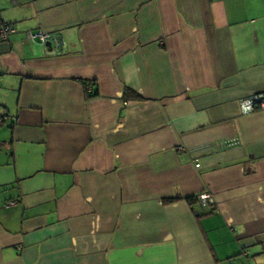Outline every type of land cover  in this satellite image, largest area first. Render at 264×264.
I'll use <instances>...</instances> for the list:
<instances>
[{
	"label": "crops",
	"instance_id": "crops-1",
	"mask_svg": "<svg viewBox=\"0 0 264 264\" xmlns=\"http://www.w3.org/2000/svg\"><path fill=\"white\" fill-rule=\"evenodd\" d=\"M0 18V264H264V110L240 107L264 92V0H0Z\"/></svg>",
	"mask_w": 264,
	"mask_h": 264
},
{
	"label": "built area",
	"instance_id": "built-area-1",
	"mask_svg": "<svg viewBox=\"0 0 264 264\" xmlns=\"http://www.w3.org/2000/svg\"><path fill=\"white\" fill-rule=\"evenodd\" d=\"M16 31V28L7 24L0 18V44L9 41V37ZM26 39L29 42L39 43L47 48V53L58 55L63 53L66 43L59 32H45L42 30H27ZM50 43L47 47L46 43ZM95 82L90 80L85 84V92L87 95H93V88ZM240 107L243 113L252 112L255 110H264V92L256 93L249 97L240 100ZM3 122V117L0 115V124ZM199 166L198 163L195 164ZM197 201L202 206L214 203V199L208 193H201L197 195ZM12 204V202L10 203ZM247 253V252H246ZM245 253V254H246Z\"/></svg>",
	"mask_w": 264,
	"mask_h": 264
},
{
	"label": "trees",
	"instance_id": "trees-1",
	"mask_svg": "<svg viewBox=\"0 0 264 264\" xmlns=\"http://www.w3.org/2000/svg\"><path fill=\"white\" fill-rule=\"evenodd\" d=\"M87 83V81L85 82V84ZM123 96H124V99H127V100H131V99H134V100H140L141 99V97L137 94V93H135L133 90H131V89H128V88H126L125 90H124V94H123ZM3 121H4V119H3ZM3 123V122H2ZM2 123L0 124V126L2 125ZM194 197H189L188 198V201L189 202H193L194 201Z\"/></svg>",
	"mask_w": 264,
	"mask_h": 264
},
{
	"label": "water",
	"instance_id": "water-1",
	"mask_svg": "<svg viewBox=\"0 0 264 264\" xmlns=\"http://www.w3.org/2000/svg\"><path fill=\"white\" fill-rule=\"evenodd\" d=\"M46 46H47V47H49V46H50V43H49V42H48V43H46Z\"/></svg>",
	"mask_w": 264,
	"mask_h": 264
},
{
	"label": "rangeland",
	"instance_id": "rangeland-1",
	"mask_svg": "<svg viewBox=\"0 0 264 264\" xmlns=\"http://www.w3.org/2000/svg\"><path fill=\"white\" fill-rule=\"evenodd\" d=\"M261 264H263V263H261Z\"/></svg>",
	"mask_w": 264,
	"mask_h": 264
}]
</instances>
